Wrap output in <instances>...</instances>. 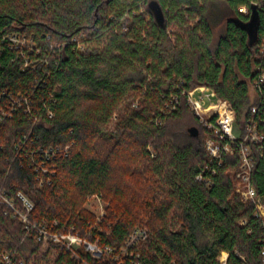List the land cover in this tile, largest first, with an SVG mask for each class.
I'll use <instances>...</instances> for the list:
<instances>
[{"label":"trees","instance_id":"trees-1","mask_svg":"<svg viewBox=\"0 0 264 264\" xmlns=\"http://www.w3.org/2000/svg\"><path fill=\"white\" fill-rule=\"evenodd\" d=\"M150 1L0 0V185L33 202L30 221L111 247L55 244L52 264H219L223 251L263 264L261 224L249 234L238 223L252 211L236 191L238 149L211 161L186 92L209 85L239 121L261 100L264 128V86L250 92L264 70V0H157L163 23ZM11 31L26 43L1 38ZM97 192L107 204L95 221L83 204ZM137 228L147 234L125 253ZM36 232L0 202V264L3 253L31 264Z\"/></svg>","mask_w":264,"mask_h":264},{"label":"built area","instance_id":"built-area-1","mask_svg":"<svg viewBox=\"0 0 264 264\" xmlns=\"http://www.w3.org/2000/svg\"><path fill=\"white\" fill-rule=\"evenodd\" d=\"M239 10L246 12L247 8L241 6ZM1 38L9 41L11 46L19 47L21 44L26 43V40L17 31L2 33ZM262 51H264V43L262 44ZM252 86L255 93L256 90L261 91V87L264 86V70H260ZM186 96L190 109L196 114L204 130L208 132L204 145L211 161L220 164L226 153H234L238 149L239 163L235 172L238 178L236 191L240 194L243 201L249 202L252 205L251 213L241 217L238 223L240 226L245 227L249 234L254 229L252 223L258 222L261 224L263 231L259 239V248L264 264V193L259 192L251 180L256 159L254 146H258L260 154L264 151V126L262 127L263 129H260L258 120L255 118L261 100L250 106L251 116L239 123L237 122L236 113L231 102L228 99L220 97L215 89L209 85L202 84L191 88L186 92ZM261 123L264 125V118L261 119ZM235 129H239L240 134H237ZM207 168L214 172L213 168L208 166ZM197 177L201 179L202 174H198ZM17 195L22 200V206L17 204L14 198L8 197L0 185V202L9 206L13 215L18 216L25 222L27 229L36 227L39 234L41 236L48 235V239L52 240L54 245L58 243L69 248H76L84 244L85 248L90 250L94 256H100L103 251L106 253L111 251V247L109 246L103 249L96 243L90 245L87 240L78 242L79 244L74 246L71 238L77 240L76 234L71 232L58 233L48 228V224L41 226L36 223L32 224L29 219V211L34 207L33 202L22 192H18ZM146 234L145 229H135L129 237L127 246L124 248L125 253L130 245L139 238H144ZM66 237L70 240L68 241ZM223 253H226V255L223 256ZM228 256L229 253L223 251L218 257L219 264H231ZM238 256L242 260L240 264H248L244 255L238 254ZM1 261L3 264H12V258L9 253H3ZM21 263L23 264V261ZM120 264H123V262L120 261ZM137 264L142 263L138 262Z\"/></svg>","mask_w":264,"mask_h":264},{"label":"rangeland","instance_id":"rangeland-1","mask_svg":"<svg viewBox=\"0 0 264 264\" xmlns=\"http://www.w3.org/2000/svg\"><path fill=\"white\" fill-rule=\"evenodd\" d=\"M222 25L218 26V29L221 28ZM250 92H251V98L255 97V91L253 89V86L250 85ZM242 121V120H241ZM239 120H237V122H241ZM235 132L237 134H240V130L239 129H235ZM107 202L104 199L103 195L99 192L97 193H92V194H88L86 197V200L83 204L84 208H86L88 211H91L94 213L95 215V221L100 220V218L105 214V206H106ZM32 224L35 222L31 221ZM143 229V228H141ZM36 231L38 232V229L36 228ZM40 231V230H39ZM36 232V240H38L40 242L41 245V249L39 250V252L36 253V255L34 256V258L31 260V264H52V262L54 261V259L56 258V253L57 251L50 249L51 247L54 246V243L52 240L48 239V235L47 236H41L38 232L37 234ZM60 233V232H58ZM69 233V232H67ZM72 233V232H71ZM77 235V240H74V238H71V241H73L74 246H76L77 244H79L80 242H83V240H87V242L91 245V244H95L92 241L83 238L82 236H80L78 233H73ZM66 239H68V241L70 240L69 238L66 237ZM79 242V243H78ZM58 244V243H56ZM84 245V244H81ZM50 249V251L48 252V250ZM36 262H33V261Z\"/></svg>","mask_w":264,"mask_h":264},{"label":"water","instance_id":"water-1","mask_svg":"<svg viewBox=\"0 0 264 264\" xmlns=\"http://www.w3.org/2000/svg\"><path fill=\"white\" fill-rule=\"evenodd\" d=\"M149 7L153 11L156 20L160 23H163L164 22V14H163V10H162L160 3L157 0H151L149 2ZM189 133L192 136H198L199 135V128L197 126H191L189 128Z\"/></svg>","mask_w":264,"mask_h":264}]
</instances>
